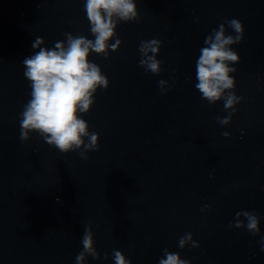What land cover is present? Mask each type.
<instances>
[{
	"label": "water",
	"instance_id": "1",
	"mask_svg": "<svg viewBox=\"0 0 264 264\" xmlns=\"http://www.w3.org/2000/svg\"><path fill=\"white\" fill-rule=\"evenodd\" d=\"M136 3L139 21L116 29L118 50L90 57L109 86L83 116L99 134L84 160L36 134L21 142L18 119L34 39L92 38L82 0H0V264H74L86 224L101 258L115 248L132 264H158L167 248L191 264H264V0ZM232 18L244 27L232 74L243 99L222 127L223 101L210 105L194 88L195 60L206 35ZM152 38L162 42L158 76L138 63L140 42ZM240 210L260 215V234L228 227ZM188 232L199 247L180 249Z\"/></svg>",
	"mask_w": 264,
	"mask_h": 264
},
{
	"label": "clouds",
	"instance_id": "2",
	"mask_svg": "<svg viewBox=\"0 0 264 264\" xmlns=\"http://www.w3.org/2000/svg\"><path fill=\"white\" fill-rule=\"evenodd\" d=\"M81 10L88 22L91 39L83 34L65 32L64 39L52 46H47L39 36L32 42V53L22 60L30 98L23 105L18 119L21 142L36 134L59 152H79L81 159L87 160V152L98 151L99 134L89 130L83 116L94 104L97 91L107 90L109 86L107 76L90 57L96 54L107 59L110 52L117 51L122 40L116 29L121 23L138 22L139 13L136 0H82ZM243 35L244 27L239 19H224L206 35L195 60L194 88L210 105L223 101L228 115L216 117L222 127L231 122L232 115L238 110L236 105L243 99L235 94L236 81L232 75L236 72L234 65L240 62L233 45L241 43ZM161 46L162 42L157 38L140 42L138 63L146 74L158 76L163 71L162 61L157 58ZM166 83L164 79L158 81L161 93L171 87L165 88ZM223 136L229 137L230 133L224 132ZM210 207L205 205L201 211ZM241 216L244 221L239 219ZM260 222V215L255 211L240 210L234 214L228 227L245 228L255 236L260 234ZM80 243L82 249L74 264H86L88 257L92 260L111 259L112 264H132L121 250L115 248L110 257L106 252L101 258L91 224L84 226ZM259 243L260 250L264 251V235L260 236ZM188 245L199 247L191 232L185 233L178 242L180 249ZM158 264H191V261L165 248Z\"/></svg>",
	"mask_w": 264,
	"mask_h": 264
}]
</instances>
